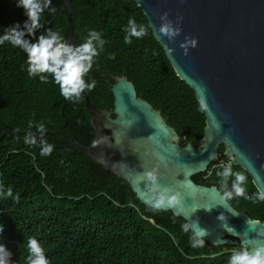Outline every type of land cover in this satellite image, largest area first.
Instances as JSON below:
<instances>
[{
	"label": "trees",
	"instance_id": "1",
	"mask_svg": "<svg viewBox=\"0 0 264 264\" xmlns=\"http://www.w3.org/2000/svg\"><path fill=\"white\" fill-rule=\"evenodd\" d=\"M17 0H0V35L4 28L26 17ZM76 45L90 31L101 33L104 50L95 58L86 91L96 108L111 107L107 84L125 76L136 97L159 110L179 136V144L203 136L204 112L193 90L178 78L160 44L153 37L134 0H70ZM55 12L45 10L36 35L47 29L67 40L68 12L52 0ZM148 27V35L125 44L129 18ZM28 39V37H25ZM35 42V38H32ZM44 83L29 77L26 54L8 42L0 45V243L12 253L13 264H26L27 240L36 238L51 264H228L234 249L202 248L190 244L185 221L169 211L148 208L133 197L127 182L87 154L67 145L57 134L89 145L94 140L82 100H65L51 75ZM43 123L44 139L54 145L49 156L40 155L39 141L24 138ZM25 131V132H23ZM12 188V196L3 193Z\"/></svg>",
	"mask_w": 264,
	"mask_h": 264
},
{
	"label": "water",
	"instance_id": "2",
	"mask_svg": "<svg viewBox=\"0 0 264 264\" xmlns=\"http://www.w3.org/2000/svg\"><path fill=\"white\" fill-rule=\"evenodd\" d=\"M134 1L178 78L193 90L199 104L206 105L203 136L179 144L175 129L159 110L136 97L133 84L123 75L112 77L108 111L97 110L83 93L92 144L63 136L61 127L49 133L124 179L139 203L169 211L185 223L198 219L209 232L205 237L209 245H264V201L253 204L236 197L222 206L216 195L221 161L247 175L248 195L264 190V0ZM59 2L68 12L67 41L76 45L70 0ZM164 12L173 23L177 16L183 17L181 35L172 42L151 27L160 26ZM185 37L197 41L195 48L189 46L187 56L179 47ZM213 120L221 126L220 132ZM152 171L157 175V191L170 188L179 193L181 206H152L156 197L145 178ZM221 214L223 221L217 219ZM247 220L253 223L246 224Z\"/></svg>",
	"mask_w": 264,
	"mask_h": 264
},
{
	"label": "clouds",
	"instance_id": "3",
	"mask_svg": "<svg viewBox=\"0 0 264 264\" xmlns=\"http://www.w3.org/2000/svg\"><path fill=\"white\" fill-rule=\"evenodd\" d=\"M16 7L23 9L26 17L23 25L16 23L10 27L4 28V32L0 35V45L8 42L13 47L20 48L26 54L27 73L29 77L39 76L44 83L48 82L47 76L51 75L54 82L59 86L60 94L65 100L73 103L82 100V94L86 91H92L96 87V81L86 82L85 77L93 68L95 58L104 50L106 41L102 39L101 33L90 31L85 42L79 45L69 43L58 32L47 29L39 36L36 33L44 27L41 23L42 14L45 10L55 12L52 7V0H17ZM161 23L158 28L151 25L152 29L159 33L161 37L167 38L169 42L175 40L181 35L182 29L180 24L183 17L177 16L175 23L169 19V14L164 12L159 17ZM125 44H131L133 39H142L148 35V27L144 24H138L135 18H129L127 26L123 29ZM28 37L26 39L25 37ZM35 38V42H32ZM197 41L193 38L185 37L183 43L179 47L183 50V55H188L189 46L195 48ZM167 47V45H165ZM169 52L174 49L169 48ZM201 109H205L206 105L203 101L200 104ZM213 125L217 132L221 131V126L213 120ZM36 131H29L24 142L28 145H36L39 141L41 148V156H49L54 149V145L49 144L45 139L46 128L43 123L35 125ZM228 140V137H224ZM163 160V157H161ZM216 176L219 177V187L216 195L222 206H226L227 202L236 197H242L251 201L253 204L264 201V190H257L254 194L248 195L247 183L248 177L242 171H234L231 163L221 161ZM145 178L153 186L155 193V201L152 204L154 208L169 207L174 208L182 205V198L179 193H173L170 188H163L157 191V175L155 171L145 173ZM0 192H3L0 186ZM7 197L12 196V188L9 187L3 193ZM209 210L210 209H206ZM219 221L225 220L223 214L217 217ZM253 223L252 221H246ZM185 232L192 231L190 244L193 248H202L205 246V237L209 235L206 228L199 225L198 219L190 220L182 225ZM3 225H0V232H3ZM214 243H216L214 241ZM28 256L26 264H51L46 256L45 250L41 243L34 237L27 240ZM0 264H13L12 253L3 244L0 243ZM228 264H264V245L257 247H249L246 243L238 249H234Z\"/></svg>",
	"mask_w": 264,
	"mask_h": 264
},
{
	"label": "flooded vegetation",
	"instance_id": "4",
	"mask_svg": "<svg viewBox=\"0 0 264 264\" xmlns=\"http://www.w3.org/2000/svg\"><path fill=\"white\" fill-rule=\"evenodd\" d=\"M109 83L107 84V86H108V89H109ZM110 92V91H109ZM112 100V99H111ZM110 109V106L108 107V108H106V109H103V108H98L97 110H102V111H108ZM89 124H90V121H89ZM91 126V125H90ZM61 137V136H60ZM70 139V138H69Z\"/></svg>",
	"mask_w": 264,
	"mask_h": 264
}]
</instances>
